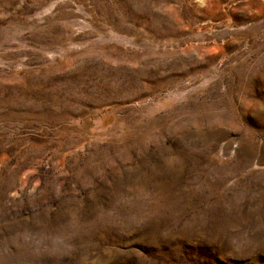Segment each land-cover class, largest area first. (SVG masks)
I'll return each mask as SVG.
<instances>
[{
  "label": "rangeland",
  "instance_id": "rangeland-1",
  "mask_svg": "<svg viewBox=\"0 0 264 264\" xmlns=\"http://www.w3.org/2000/svg\"><path fill=\"white\" fill-rule=\"evenodd\" d=\"M0 264H264V0H0Z\"/></svg>",
  "mask_w": 264,
  "mask_h": 264
}]
</instances>
